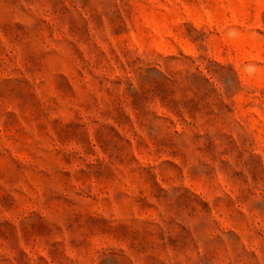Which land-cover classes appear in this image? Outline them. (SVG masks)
Returning <instances> with one entry per match:
<instances>
[{
	"label": "rangeland",
	"instance_id": "obj_1",
	"mask_svg": "<svg viewBox=\"0 0 264 264\" xmlns=\"http://www.w3.org/2000/svg\"><path fill=\"white\" fill-rule=\"evenodd\" d=\"M0 264H264V0H0Z\"/></svg>",
	"mask_w": 264,
	"mask_h": 264
}]
</instances>
